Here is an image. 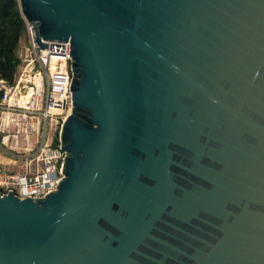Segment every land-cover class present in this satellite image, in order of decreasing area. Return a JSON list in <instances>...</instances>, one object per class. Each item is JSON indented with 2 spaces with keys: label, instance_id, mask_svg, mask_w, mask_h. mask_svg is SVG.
<instances>
[{
  "label": "water",
  "instance_id": "1",
  "mask_svg": "<svg viewBox=\"0 0 264 264\" xmlns=\"http://www.w3.org/2000/svg\"><path fill=\"white\" fill-rule=\"evenodd\" d=\"M72 45L64 180L0 193V264H264V0H19Z\"/></svg>",
  "mask_w": 264,
  "mask_h": 264
},
{
  "label": "built area",
  "instance_id": "2",
  "mask_svg": "<svg viewBox=\"0 0 264 264\" xmlns=\"http://www.w3.org/2000/svg\"><path fill=\"white\" fill-rule=\"evenodd\" d=\"M24 21L28 34V46H19L21 58L25 61L29 60L28 67L35 66L29 73L39 78L35 80L34 88L30 91L29 101L20 103L16 101L22 88L20 84L10 85L1 78L0 74V106L22 113L23 118L30 114L33 119V128H30L32 130L37 128L39 134L43 128V134L39 143L40 147L37 151H33V148L28 151L29 154L24 157L19 173L10 174L4 177V180L0 179V193L5 196L12 192L20 200L38 201L57 192L65 178L67 152L63 151L61 137L58 143L54 144L55 132L52 127L58 128L60 125L62 129L74 108L71 91L73 57L72 45L69 41L68 43H47L49 50L46 54V49L35 45L29 22L25 18ZM52 63L57 67L54 73L50 69ZM19 136L20 134L15 138ZM59 136H61V130ZM9 177H15L14 181H10ZM0 178L3 177L0 176Z\"/></svg>",
  "mask_w": 264,
  "mask_h": 264
},
{
  "label": "rangeland",
  "instance_id": "3",
  "mask_svg": "<svg viewBox=\"0 0 264 264\" xmlns=\"http://www.w3.org/2000/svg\"><path fill=\"white\" fill-rule=\"evenodd\" d=\"M16 1L19 4L20 13L24 19L19 0ZM20 46H28V34L26 28H24L22 32ZM16 55L20 63L14 85L17 86L20 84L22 87L20 89V95L17 96L16 101L27 103L31 91L27 92L28 86L34 88V84L36 83L34 81L35 79H33L34 82L31 83L32 81H30V77L33 76L29 71L34 69L35 66L28 67L29 60L25 61L24 58H21L20 49H18ZM21 115L22 113H17L12 109L8 110V107L0 106V176L3 177L0 178L1 180H4V177L9 176L10 174H18L19 169L25 160L24 157L29 154L28 151L31 150V148H33V151H37L40 147L39 143L42 140L41 135L43 134V128L41 129V134H39L37 128L36 130H32L33 119L31 118V115L29 114L25 118L21 117ZM52 130L55 132L54 144H57L60 139L59 132L60 130L62 131V129L59 125L58 128L53 126ZM18 134H20L19 138H15Z\"/></svg>",
  "mask_w": 264,
  "mask_h": 264
},
{
  "label": "trees",
  "instance_id": "4",
  "mask_svg": "<svg viewBox=\"0 0 264 264\" xmlns=\"http://www.w3.org/2000/svg\"><path fill=\"white\" fill-rule=\"evenodd\" d=\"M26 28L16 0H0V74L1 78L14 85L19 68L16 52L22 32Z\"/></svg>",
  "mask_w": 264,
  "mask_h": 264
},
{
  "label": "bare ground",
  "instance_id": "5",
  "mask_svg": "<svg viewBox=\"0 0 264 264\" xmlns=\"http://www.w3.org/2000/svg\"><path fill=\"white\" fill-rule=\"evenodd\" d=\"M50 69H51L52 73H54V72H56L57 67H56L55 64L52 63ZM29 77H30V76H29ZM38 78H39L38 76H36V77H30V81H32L31 83H33V82H34L36 79H38ZM33 79H35V80L33 81ZM39 82H40V85H41V80H39ZM28 87H30V86H28ZM32 87H33V86H32ZM30 90H32L31 87L28 89L27 92H29ZM55 112H56V113H59L58 111H55ZM70 114H71V112H70ZM14 179H15V177L9 178L10 181H14Z\"/></svg>",
  "mask_w": 264,
  "mask_h": 264
},
{
  "label": "crops",
  "instance_id": "6",
  "mask_svg": "<svg viewBox=\"0 0 264 264\" xmlns=\"http://www.w3.org/2000/svg\"><path fill=\"white\" fill-rule=\"evenodd\" d=\"M30 87H28V89H29ZM32 91V90H31ZM29 143H31V142H29Z\"/></svg>",
  "mask_w": 264,
  "mask_h": 264
}]
</instances>
